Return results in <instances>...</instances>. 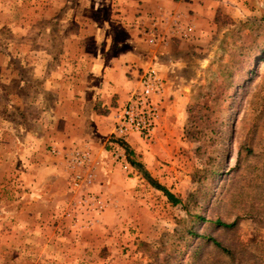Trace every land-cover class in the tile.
I'll list each match as a JSON object with an SVG mask.
<instances>
[{
	"label": "rangeland",
	"instance_id": "rangeland-1",
	"mask_svg": "<svg viewBox=\"0 0 264 264\" xmlns=\"http://www.w3.org/2000/svg\"><path fill=\"white\" fill-rule=\"evenodd\" d=\"M172 1L0 0V264H264V0ZM126 30L177 82L139 72L112 114L94 57ZM135 96L148 133L120 129Z\"/></svg>",
	"mask_w": 264,
	"mask_h": 264
},
{
	"label": "crops",
	"instance_id": "crops-1",
	"mask_svg": "<svg viewBox=\"0 0 264 264\" xmlns=\"http://www.w3.org/2000/svg\"><path fill=\"white\" fill-rule=\"evenodd\" d=\"M228 1L234 2V0H202L203 5H201L199 0H174L171 2V8L177 14L189 17L197 24H202L207 21L205 20L206 16L216 14V10H212V8L224 7ZM152 4L158 5L157 0H152ZM127 32L128 34L125 32L121 34L126 37V40L118 42L122 46L111 47L109 45L105 51L97 50V56L94 57V63H96L93 69L95 72L94 88H102L106 92L111 91L121 97L117 104L111 108L112 114L115 109L124 105L125 100L122 99L126 95L125 93L138 85L139 72L157 67L166 79L169 78L177 82V77L174 74L177 61L171 59L175 55L172 46L166 47L164 43H158L155 47H145L140 39L133 37L131 32ZM109 35L110 37L114 36L111 37V40L116 37L113 33Z\"/></svg>",
	"mask_w": 264,
	"mask_h": 264
},
{
	"label": "built area",
	"instance_id": "built-area-1",
	"mask_svg": "<svg viewBox=\"0 0 264 264\" xmlns=\"http://www.w3.org/2000/svg\"><path fill=\"white\" fill-rule=\"evenodd\" d=\"M157 79V73L152 69L141 78V81L143 85H149L157 82ZM140 96L142 97V94ZM140 96H135L125 109L120 129L129 127V129L143 131L144 133L151 131L155 117L154 109L146 101L143 103Z\"/></svg>",
	"mask_w": 264,
	"mask_h": 264
},
{
	"label": "trees",
	"instance_id": "trees-1",
	"mask_svg": "<svg viewBox=\"0 0 264 264\" xmlns=\"http://www.w3.org/2000/svg\"><path fill=\"white\" fill-rule=\"evenodd\" d=\"M119 142L124 146V148L127 150L128 154L132 155V152H131V150L129 149V147H128L126 144H124L123 142H121V141H119ZM130 155H129V156H130ZM132 164H133L135 167H137L138 169H140V170L142 171V173L144 174V176L146 177V179H147V180H148V181H149V182H150V183H151L156 189H158V190H160V191H163V192L165 193L166 197L170 200V202H172L173 205H178V204L182 203V201H181L180 199H178L176 196H174V195H173L171 192H169L166 188H164V187L161 186L160 184L156 183V182L152 179V177L150 176V174L142 169V166H140L139 164L135 163L134 161H132ZM141 171H140V172H141ZM217 224H218V225H221V226H224V227H234V226H236L237 222L228 225V224L223 223L222 221H217ZM207 239L210 240V241H211L215 246H217L218 248H220V249L226 251L227 253H230L229 250H227L226 248H224V247L222 246V244H221L220 242H218L217 240H215L214 238H212V237H207Z\"/></svg>",
	"mask_w": 264,
	"mask_h": 264
}]
</instances>
